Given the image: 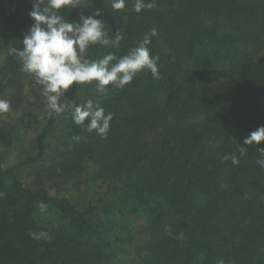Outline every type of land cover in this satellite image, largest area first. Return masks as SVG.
<instances>
[{
	"label": "trees",
	"instance_id": "16d2710c",
	"mask_svg": "<svg viewBox=\"0 0 264 264\" xmlns=\"http://www.w3.org/2000/svg\"><path fill=\"white\" fill-rule=\"evenodd\" d=\"M152 2L139 14L135 0L121 11L111 0H90L61 12L78 21L100 9L109 38L117 30L123 36L119 49L91 47L89 59L122 56L157 31L148 47L159 56V79L145 70L123 89L110 85L98 95L93 82L62 97L92 99L113 114L101 139L70 111L50 115L37 89L38 107L21 106L34 79L7 52L22 48L32 4L0 0V99L22 109L17 121L25 128L44 121L37 152L17 166L46 160L37 185L0 165V264H113L128 250L142 264H264V168L258 146L243 145L264 125V0ZM14 127L0 119L1 146L14 144ZM89 180L88 203L62 193ZM42 213L51 225L40 224Z\"/></svg>",
	"mask_w": 264,
	"mask_h": 264
},
{
	"label": "clouds",
	"instance_id": "9594fccd",
	"mask_svg": "<svg viewBox=\"0 0 264 264\" xmlns=\"http://www.w3.org/2000/svg\"><path fill=\"white\" fill-rule=\"evenodd\" d=\"M90 0H31L32 9L29 17L32 25L24 35L22 48L15 46L8 49L7 55L19 57L20 68L32 76L35 83L42 86L41 95L45 98L49 114L61 115L70 111L76 125L87 131L106 138L112 113L92 99L83 104L74 101H63L67 91L73 85L92 84L95 82V92L104 95L108 86L123 89L142 71H149L154 79L160 78L158 67L159 56L151 55V37L157 35L156 29L145 34L140 43L128 50L122 56L108 52L102 58H87L88 50L96 45L119 49L123 36L117 30L114 38H109L106 21L101 17L100 9L91 15L79 14L78 21H69L62 10L83 8ZM126 7V0H111V8L121 11ZM133 10L139 14L142 10L154 7L152 0H135ZM10 110V102L0 99V113ZM87 121V123H86ZM264 125L251 131L243 140V145H257L260 159L256 163L264 168ZM247 152L246 147L239 149L240 156ZM228 159V157H224ZM233 164L239 163V158L232 154ZM216 264H224L218 259Z\"/></svg>",
	"mask_w": 264,
	"mask_h": 264
},
{
	"label": "rangeland",
	"instance_id": "374dc122",
	"mask_svg": "<svg viewBox=\"0 0 264 264\" xmlns=\"http://www.w3.org/2000/svg\"><path fill=\"white\" fill-rule=\"evenodd\" d=\"M28 77H31L28 74ZM34 79V78H33ZM34 85L38 88H35ZM35 89L39 90V92H42V86L35 83V80L32 81V84H26L23 88V94L25 95V98L23 99V103L21 106L25 108H37L38 107V99L35 97L34 91L37 92ZM42 101L45 100L44 97H42ZM46 109V108H45ZM22 109H16V110H9L7 113H3L0 115L1 121H4L5 124H7L9 127L15 126L13 129L15 130V133L17 135L14 137L15 142L12 146L4 147L0 145V165L2 168H13L14 174L17 176V178L21 179L24 183L30 184V185H37L39 183L38 181V174L39 170L43 165H46L45 159H39L38 161L25 164L24 166H17V163L20 160H23L24 157L35 154L37 152V148L35 145V137L40 130V126L43 125V120H39V124L36 123L32 127L25 128L24 124L22 122L17 121L19 118ZM37 113H40L43 117L45 114L42 111L36 110ZM17 121V122H16ZM60 129V128H59ZM57 130L56 132L60 135L62 134L60 130ZM49 146L53 147V139H50ZM48 153H51V149L47 150ZM46 151V152H47ZM49 159L48 156H45ZM41 179V177H40ZM43 183H45L44 177L41 179ZM91 181L89 180L85 185L80 186V191L77 190V186H75L72 183H69L66 191L64 190V187H61L62 193H69L73 201L83 200L86 203L91 201L92 192L94 189L90 187ZM64 191V192H63ZM47 215H43L45 218H42V222L40 223L43 227H47L48 225H51L53 223V220L51 218V214L46 213ZM141 222H138V225H133V230L137 229ZM132 250V248H130ZM129 252V250H128ZM128 252L120 255V257L115 261L112 262L113 264H134L133 261H136L135 264H142V260L140 261L139 257L137 255H134L133 253L128 254Z\"/></svg>",
	"mask_w": 264,
	"mask_h": 264
}]
</instances>
